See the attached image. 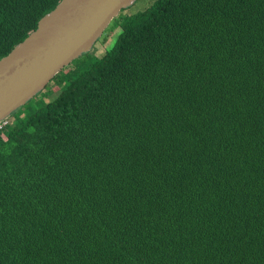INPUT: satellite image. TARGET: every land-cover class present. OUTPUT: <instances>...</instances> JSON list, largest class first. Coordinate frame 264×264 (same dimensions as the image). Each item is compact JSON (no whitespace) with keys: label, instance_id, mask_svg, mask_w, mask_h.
Instances as JSON below:
<instances>
[{"label":"trees","instance_id":"obj_1","mask_svg":"<svg viewBox=\"0 0 264 264\" xmlns=\"http://www.w3.org/2000/svg\"><path fill=\"white\" fill-rule=\"evenodd\" d=\"M60 1L0 0V59ZM114 24L0 133V264H264V0Z\"/></svg>","mask_w":264,"mask_h":264},{"label":"water","instance_id":"obj_2","mask_svg":"<svg viewBox=\"0 0 264 264\" xmlns=\"http://www.w3.org/2000/svg\"><path fill=\"white\" fill-rule=\"evenodd\" d=\"M136 0H61L36 29L0 59V121L27 104L74 60L89 52Z\"/></svg>","mask_w":264,"mask_h":264},{"label":"rangeland","instance_id":"obj_3","mask_svg":"<svg viewBox=\"0 0 264 264\" xmlns=\"http://www.w3.org/2000/svg\"><path fill=\"white\" fill-rule=\"evenodd\" d=\"M155 1L156 0H136L132 6L124 10V15H135L139 12H143L152 7ZM120 33L121 28L115 25L114 20H112L92 49L74 60L66 68L62 69L61 76L66 72H71L70 77L75 78L76 76L85 73L92 63L100 59L106 52L113 48ZM68 82L69 79L65 77L61 83L58 82L57 78L52 79L44 90L38 93L23 107L11 114L9 117L10 121L15 122L18 118L24 119L36 113V111L40 110L48 102L54 100Z\"/></svg>","mask_w":264,"mask_h":264},{"label":"built area","instance_id":"obj_4","mask_svg":"<svg viewBox=\"0 0 264 264\" xmlns=\"http://www.w3.org/2000/svg\"><path fill=\"white\" fill-rule=\"evenodd\" d=\"M13 122L10 121L9 117L0 121V133L9 127Z\"/></svg>","mask_w":264,"mask_h":264}]
</instances>
